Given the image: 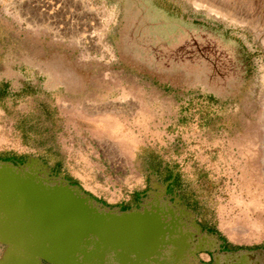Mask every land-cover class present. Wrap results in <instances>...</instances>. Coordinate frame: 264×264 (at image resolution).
Returning a JSON list of instances; mask_svg holds the SVG:
<instances>
[{
	"label": "rangeland",
	"instance_id": "374dc122",
	"mask_svg": "<svg viewBox=\"0 0 264 264\" xmlns=\"http://www.w3.org/2000/svg\"><path fill=\"white\" fill-rule=\"evenodd\" d=\"M30 156L112 206L176 175L264 264V0H0V158Z\"/></svg>",
	"mask_w": 264,
	"mask_h": 264
},
{
	"label": "water",
	"instance_id": "95a60500",
	"mask_svg": "<svg viewBox=\"0 0 264 264\" xmlns=\"http://www.w3.org/2000/svg\"><path fill=\"white\" fill-rule=\"evenodd\" d=\"M167 186L154 181L139 207L122 210L52 174L38 156L23 163L0 158V264H256L262 258L240 249L199 262L202 244L213 238L188 222L193 214L180 198H164Z\"/></svg>",
	"mask_w": 264,
	"mask_h": 264
},
{
	"label": "flooded vegetation",
	"instance_id": "af4514ba",
	"mask_svg": "<svg viewBox=\"0 0 264 264\" xmlns=\"http://www.w3.org/2000/svg\"><path fill=\"white\" fill-rule=\"evenodd\" d=\"M71 87V86H70ZM23 163V162H22ZM174 175V174H173ZM172 175V176H173ZM168 182V186H167V191L164 195V198H167V197H170V200L173 201L175 199V197H179L183 204L186 205V208L189 209L193 215H191L190 217L187 216L186 219H188V222H192V221H195L196 223H198L201 227L200 229V236H203V234L205 233H209L213 239H208L205 241V243L202 244V246H204L205 248H207L206 250H202L198 253V256H199V262L203 261V262H208V263H211L214 259V255L215 253H226L228 251H233L231 250L230 248H225V249H228V251H222L221 248H223L225 245L223 243V241L217 237H215V234L214 233H211V231H209V229L207 227L204 226V224L198 219L197 217V213H195V210H194V207L192 205H190L187 201L186 198L183 197V191L180 190V191H175L174 190V187L178 185L179 183V179L176 175H174V178L171 177L167 180L164 181V184H166ZM147 191V190H146ZM149 197L148 194L142 196L141 200H138V207H139V203L144 201L145 198ZM116 206H121V205H116ZM114 207V206H112ZM125 206L122 205L121 209H123ZM195 213V215H194ZM192 227V226H191ZM192 229L196 230L194 227H192ZM202 233V234H201ZM214 247L215 250L212 251L211 248ZM227 247V246H225ZM202 253H205L208 255L209 257V261H205V258L201 255ZM48 264V263H46Z\"/></svg>",
	"mask_w": 264,
	"mask_h": 264
},
{
	"label": "bare ground",
	"instance_id": "6f19581e",
	"mask_svg": "<svg viewBox=\"0 0 264 264\" xmlns=\"http://www.w3.org/2000/svg\"><path fill=\"white\" fill-rule=\"evenodd\" d=\"M80 78H81V76H80ZM101 118V117H100ZM108 118H110V117H108ZM112 119V118H111ZM110 119V120H111ZM259 220H261V219H259ZM259 220H255V223H252V221H251V224H254L253 225V227H255L256 229L255 230H257V229H262L263 230V225H262V223H261V221H259ZM225 222V221H224ZM229 223H231L230 221H229ZM228 223V224H229ZM233 224V223H232ZM231 224V225H232ZM234 224H235V222H234ZM264 224V223H263ZM263 227V228H262ZM228 229V228H227ZM251 229V228H250ZM229 230V229H228ZM231 230V229H230ZM236 230V229H235ZM234 229L232 230L233 232L235 231ZM243 230V229H242ZM247 230V229H246ZM227 231V230H226ZM237 231V230H236ZM238 231H240V230H238ZM257 231H259V230H257ZM261 231V230H260ZM264 231V230H263ZM230 232V231H229ZM244 232V231H243ZM246 232V231H245ZM236 233H238V232H236ZM243 234V233H242ZM229 235H230V233H229ZM233 236V235H232ZM235 237V236H234ZM236 239H238V238H236ZM205 257H208L207 255H205Z\"/></svg>",
	"mask_w": 264,
	"mask_h": 264
},
{
	"label": "crops",
	"instance_id": "0c3cea01",
	"mask_svg": "<svg viewBox=\"0 0 264 264\" xmlns=\"http://www.w3.org/2000/svg\"><path fill=\"white\" fill-rule=\"evenodd\" d=\"M107 205V204H106ZM123 204H121L120 207H122ZM110 207H112V205H108ZM125 207H128V209H131L133 207H138V201H131L129 204L123 205Z\"/></svg>",
	"mask_w": 264,
	"mask_h": 264
},
{
	"label": "trees",
	"instance_id": "16d2710c",
	"mask_svg": "<svg viewBox=\"0 0 264 264\" xmlns=\"http://www.w3.org/2000/svg\"><path fill=\"white\" fill-rule=\"evenodd\" d=\"M5 160H12V159H5ZM12 161H14V160H12ZM105 204V203H104Z\"/></svg>",
	"mask_w": 264,
	"mask_h": 264
}]
</instances>
